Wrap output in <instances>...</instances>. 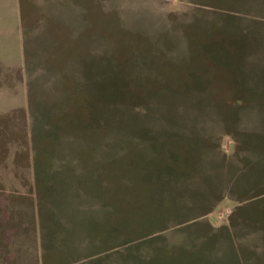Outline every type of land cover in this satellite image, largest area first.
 Wrapping results in <instances>:
<instances>
[{
	"label": "rangeland",
	"instance_id": "rangeland-1",
	"mask_svg": "<svg viewBox=\"0 0 264 264\" xmlns=\"http://www.w3.org/2000/svg\"><path fill=\"white\" fill-rule=\"evenodd\" d=\"M70 1L0 50V264H264V0Z\"/></svg>",
	"mask_w": 264,
	"mask_h": 264
},
{
	"label": "crops",
	"instance_id": "crops-1",
	"mask_svg": "<svg viewBox=\"0 0 264 264\" xmlns=\"http://www.w3.org/2000/svg\"><path fill=\"white\" fill-rule=\"evenodd\" d=\"M29 2L32 15L25 14L22 0H0V45L4 47L0 50H4L5 53L11 52L10 50L14 49L8 47L5 49L4 45H13L17 41L21 63L26 59L28 52L34 57L39 46L41 48L50 46L51 53L55 52L54 48L52 50V45L67 36V32L71 34L72 29L70 0H29ZM26 17L29 19L27 20ZM50 19L61 25V29H57L54 35L51 31ZM21 63L13 61L11 55H8L6 60L0 59V65L5 69L18 67V64L21 66Z\"/></svg>",
	"mask_w": 264,
	"mask_h": 264
}]
</instances>
